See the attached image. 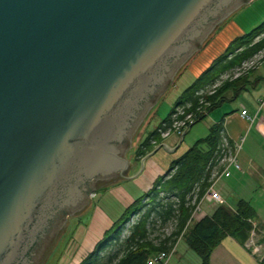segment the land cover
Listing matches in <instances>:
<instances>
[{"label": "water", "instance_id": "1", "mask_svg": "<svg viewBox=\"0 0 264 264\" xmlns=\"http://www.w3.org/2000/svg\"><path fill=\"white\" fill-rule=\"evenodd\" d=\"M248 1L0 0V264H56L129 173L126 136Z\"/></svg>", "mask_w": 264, "mask_h": 264}, {"label": "trees", "instance_id": "2", "mask_svg": "<svg viewBox=\"0 0 264 264\" xmlns=\"http://www.w3.org/2000/svg\"><path fill=\"white\" fill-rule=\"evenodd\" d=\"M258 38L260 39L257 41ZM263 48L264 21L250 32L231 41L225 52L183 91L168 117L141 143L140 153L145 155L152 151L154 142L161 144L162 131L172 128L173 114L178 107H184L187 114L196 113L199 108L207 109V113L198 115L192 124L194 125L228 100L226 92H233L232 99L241 95L250 83L249 74L231 76L223 80L221 77ZM219 82L220 84L213 88ZM207 103L209 105H206ZM184 117L181 116L180 119ZM223 130L222 121L212 124L206 137L199 139L173 161L156 186L134 200L106 231L95 249L78 264H147L155 254L171 252L179 239L187 241L189 247L201 258V264H211L213 251L227 237H233L244 245L251 236L252 221L258 217L256 209L246 199H239L233 210L226 204L217 205L212 213L196 220L190 224L191 227L188 225L195 207L192 203L193 193L199 188L196 200L198 202L210 185L211 170L207 167ZM160 194L165 195L160 197ZM172 197L175 199H171ZM144 199L147 201H143ZM133 215L139 217L130 226L129 234L122 238L123 228ZM158 221L163 224L176 221L175 229L154 239L151 233ZM258 264H264V256Z\"/></svg>", "mask_w": 264, "mask_h": 264}, {"label": "rangeland", "instance_id": "3", "mask_svg": "<svg viewBox=\"0 0 264 264\" xmlns=\"http://www.w3.org/2000/svg\"><path fill=\"white\" fill-rule=\"evenodd\" d=\"M229 17L227 23L219 29L214 36L208 40L185 64L164 95L151 109L143 124L133 135L132 141L127 150V158L131 165L129 173L118 179L111 187L91 192L93 207L87 217L77 226L56 264H78L83 260V258L95 249L94 247H96V244L104 238L106 231L123 215L128 206L133 203L134 200L140 198L147 191L156 186L157 181L165 176L171 167L172 161H169L167 167L162 169L154 163L151 155L146 158L148 159L146 165L142 166V160L160 144H155L154 142L153 150L143 155L140 153L141 143L144 142L147 137L151 135L168 117L183 91L195 81L198 74L205 68L207 69L217 57L225 52L226 45L234 36L242 33H239L241 29L243 30V33L246 34L264 21V0H253L249 3H245ZM259 39L260 38H258L257 41ZM243 63L239 67L225 73L221 79L223 80L231 76L250 74L262 65H254L249 69H245ZM252 94L253 93L251 92L244 91L236 98V100L227 101L222 106L214 108L206 118L192 125L190 129H188L189 131H186L187 133L184 136L183 145L178 149L177 154H170L174 157L173 161L182 156L183 152L186 151L188 147L195 144L199 139L206 137L209 127L215 122V119H221L223 117V113L219 117V114L221 113L220 109L226 106H231L236 109L242 101L253 103L258 95ZM172 134L175 133L172 132L169 136ZM169 136L163 135L162 139L164 140ZM177 136L181 137L179 135ZM249 139L250 138H248L246 142L242 141V146L245 147V149L249 148ZM185 146L188 147L183 149ZM158 150L170 153L169 148L166 147H162ZM257 153V158L263 163L262 170L264 173V147L259 149ZM157 155H159V152ZM222 168V165L217 164L215 171L220 172ZM216 187L220 190L226 200V205L229 208L232 210L235 209L239 199H246L254 206L258 217L264 220V177H262L261 174L259 175L245 169L242 171L233 169L232 175L222 178L217 183ZM195 194L196 192L193 193L194 196ZM164 195L165 194H160V197H163ZM171 199L175 198L172 197ZM143 201H147V199H144ZM194 201L195 200H192L193 204ZM216 207V205L209 202H204L202 204V208L206 211L208 210L209 213H212ZM138 217V215H133L131 217L129 222L123 228L121 234L122 238H125L129 234L130 226L137 221ZM252 222L259 223L257 220H253ZM191 225L189 227H191ZM175 226L176 221H170L167 224L158 221L155 229L151 233V237L155 239L156 237L167 235L175 229ZM253 238L257 245L260 243L259 245H261L263 249L261 254H263L264 234L257 232L256 236ZM247 242L252 245L251 239ZM253 246H255V244ZM219 249L220 248H218L215 253V258H220L214 259V264H222V256L218 255ZM223 262L225 263L224 260ZM166 264H201V258L189 247L185 239H181L176 244L174 253Z\"/></svg>", "mask_w": 264, "mask_h": 264}, {"label": "crops", "instance_id": "4", "mask_svg": "<svg viewBox=\"0 0 264 264\" xmlns=\"http://www.w3.org/2000/svg\"><path fill=\"white\" fill-rule=\"evenodd\" d=\"M251 1L253 0H249L247 3ZM239 33L241 34L234 36L231 41L245 34L243 33L242 29ZM231 41L226 45L225 50L227 49ZM205 70L206 68L202 70L198 74V76ZM248 79L250 83L245 91L253 93L252 95H258V97L254 100L253 103H250L248 101L247 102L242 101L241 104L238 105L236 109L232 108L231 106L223 107L222 109H220L221 113L219 114L220 117L223 113L224 114L223 117L221 119L216 118L213 124L220 123L222 121L226 134L234 142H239L242 137H245V142L248 140V138H250L248 141L249 148L245 149V147H243L240 153L241 162L245 170L257 173L259 175L261 174L262 177H264V173L262 170L263 163L261 162V160L257 158V154H258L257 151H259V149L264 147V63H262V65L259 68H257L255 71L250 73ZM225 96L228 99L227 101L236 100V98L232 99L233 98L232 91L226 92ZM224 103H222V105ZM243 108L247 109L248 115L252 118V120H250L247 117H244L241 114ZM187 132H185L184 135L181 137H178L176 134H172L168 138L164 140L162 139L161 144L156 146L157 151L154 155H152V159L159 168L163 169L164 167H167L169 161L173 162L174 157L170 154L173 155L177 154L178 149H180L181 145H183L182 143L184 141V136L186 135ZM162 147L169 148L170 153L158 150L161 149ZM187 147L188 146L182 148L186 149ZM158 152L159 155H157ZM147 160L148 159H146L145 161V165ZM206 212L210 214L208 210ZM257 221L261 225H264V220H262L260 217H257ZM218 248H220L218 251V255L222 256V264L225 263L258 264V259L254 255H252V253L248 249H246L244 245L239 243L233 237H227L226 239H224V241L213 251L211 257V264H214V259L220 258V257L215 258V253L218 250ZM223 260L225 261V263L223 262Z\"/></svg>", "mask_w": 264, "mask_h": 264}, {"label": "built area", "instance_id": "5", "mask_svg": "<svg viewBox=\"0 0 264 264\" xmlns=\"http://www.w3.org/2000/svg\"><path fill=\"white\" fill-rule=\"evenodd\" d=\"M264 63V48L259 50L253 57L243 63V67L246 69L251 68L254 65H260ZM220 84L217 83L213 88L217 87ZM213 92V91H211ZM206 105H209L208 103ZM206 108H199L196 113H186L184 107H178L176 112L173 114L174 123L171 129L162 131V136H169L172 132L183 136L184 133L191 127V125L196 121L198 115H202L207 113ZM241 114L244 117L252 118L248 115L247 109L243 108ZM181 116H185L183 119H180ZM242 141H245V137H242L239 142H234L223 130L221 132V137L215 153L213 157L210 159L208 164V169L211 170V178H210V185L205 190L204 194L202 195L201 199L197 202V192L199 188H196V194L194 196V204L195 207L193 209L192 216L188 221V225L192 224L195 220L200 219L205 215H208L205 209L202 208V204L204 202H209L214 205L226 204V200L224 199L223 195L221 194L220 190L217 189V183L225 177H229L232 175V170L242 171L244 170L243 164L240 159V153L242 151ZM233 150H232V149ZM222 165V170L215 171L216 165ZM187 225V226H188ZM257 232L264 234V225L262 226L260 223L254 222L253 229L251 231V236L249 239L252 240V245L248 244V240L245 242L244 246L248 249L252 255H254L258 260L264 256L261 254L263 250L260 243H255L254 236H256ZM181 238V237H180ZM180 240V239H179ZM255 244V246H253ZM176 246L172 249L171 252H159L152 256L147 264H166L170 257L173 255ZM263 255V256H262Z\"/></svg>", "mask_w": 264, "mask_h": 264}, {"label": "flooded vegetation", "instance_id": "6", "mask_svg": "<svg viewBox=\"0 0 264 264\" xmlns=\"http://www.w3.org/2000/svg\"><path fill=\"white\" fill-rule=\"evenodd\" d=\"M133 131H134V128H133V130L130 131V133L126 136L125 140L122 142V145H123L125 148H127V147L130 146V143H131V140H132V134H133ZM116 172H118V171H116ZM116 172L113 173V174H110V175H112V176L108 175V176H105V177L102 178V179H101V177H99L98 179H96V183H97V184L100 183V182H101V183H104V182H106V181H109V179H110L111 177H113V178H114V176L117 177L118 174H116ZM111 179H112V178H111Z\"/></svg>", "mask_w": 264, "mask_h": 264}]
</instances>
